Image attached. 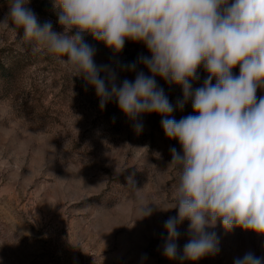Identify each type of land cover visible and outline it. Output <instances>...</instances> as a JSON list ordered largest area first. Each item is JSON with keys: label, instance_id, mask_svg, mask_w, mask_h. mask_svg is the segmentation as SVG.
<instances>
[{"label": "rangeland", "instance_id": "1", "mask_svg": "<svg viewBox=\"0 0 264 264\" xmlns=\"http://www.w3.org/2000/svg\"><path fill=\"white\" fill-rule=\"evenodd\" d=\"M27 7L41 24L63 30L52 0ZM8 11L9 0H0V21ZM22 35L10 22L0 25V264H234L248 251L264 257V236L218 223L208 229L217 235V254L195 262L166 258L164 222L178 211V176L169 165L170 149L181 151L178 141L166 138L155 113L139 118L137 133L114 100L101 109L93 87L47 51L34 52ZM84 41L96 49L97 65L118 69L150 55L142 43L126 41L115 53L90 35ZM137 70L149 74L143 65ZM198 75L194 88L207 73ZM125 78L135 73L118 71V82ZM157 84L172 117L193 113L191 101L176 108L179 86L159 77ZM146 205L150 216H142ZM188 227L187 220L178 226L181 254Z\"/></svg>", "mask_w": 264, "mask_h": 264}, {"label": "clouds", "instance_id": "2", "mask_svg": "<svg viewBox=\"0 0 264 264\" xmlns=\"http://www.w3.org/2000/svg\"><path fill=\"white\" fill-rule=\"evenodd\" d=\"M52 2L61 32L50 20L39 22L27 7L30 0H9L0 25L10 22L34 52L47 51L73 77H82L101 109L114 100L137 133L142 115L161 116L166 138L181 147L170 149L169 165L178 176L172 208L178 211L164 222L165 257L195 262L217 254V235L208 229L218 223L225 231L264 236V96H257L264 89V0ZM86 35L115 53L126 41L142 43L150 55L118 69L97 65ZM138 64L149 74L138 71ZM237 66L239 75L233 73ZM201 68L207 76L194 88ZM118 71L134 72L135 78L118 82ZM157 77L182 89L176 108L182 111L191 101L192 114L172 117L174 107ZM152 211L141 209L142 216ZM185 220L188 241L181 254L178 226ZM234 264H264V257L248 251Z\"/></svg>", "mask_w": 264, "mask_h": 264}]
</instances>
